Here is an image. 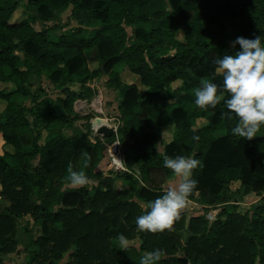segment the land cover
<instances>
[{"label":"trees","instance_id":"1","mask_svg":"<svg viewBox=\"0 0 264 264\" xmlns=\"http://www.w3.org/2000/svg\"><path fill=\"white\" fill-rule=\"evenodd\" d=\"M159 1L0 0V133L11 148L0 154V260L18 251L20 222L31 216L42 232L26 248L27 264H60L67 254L63 264H140L142 254L154 249L166 252L158 264H264V126L251 140L235 136L231 130L238 118L231 113L222 118L228 111L223 101L204 110L194 96L201 79L222 85L215 61L240 51L238 44L232 47L237 37L261 36L264 44V0H166L168 15L156 25ZM70 5L76 16L88 17L81 23L91 29L81 24L57 34L56 25L35 28L37 19L55 21ZM23 6L36 13L15 20ZM170 23L175 27L166 26ZM141 25L150 27L137 29ZM127 27L136 28L131 40ZM90 60L99 67L83 77ZM102 66L121 110L117 135L95 140L90 133L67 135L69 113L82 95L68 86L81 75L83 88L95 95L90 83L103 74ZM123 68L138 82L124 81ZM42 75L67 96L39 100L31 86ZM38 107L48 110L49 118ZM168 127L170 140L164 137ZM27 132L30 143L23 141ZM117 137L125 170L111 171L91 189H62L69 163L89 178L101 177L96 169ZM164 155L200 161L188 200L220 207L216 218L183 211L170 231L138 230L141 205L161 196L173 174L164 167ZM234 182L239 189L232 191ZM242 190L260 201L241 212ZM121 233L129 239L127 252L118 247Z\"/></svg>","mask_w":264,"mask_h":264},{"label":"clouds","instance_id":"2","mask_svg":"<svg viewBox=\"0 0 264 264\" xmlns=\"http://www.w3.org/2000/svg\"><path fill=\"white\" fill-rule=\"evenodd\" d=\"M237 44L240 51L234 56L225 55L215 61V72L222 76V85L201 79L200 86L194 89L195 105L207 110L216 108L223 101L228 111L221 114L222 118L228 116L230 119L229 113L238 118L232 134L251 140L264 126V44L261 36L254 39L237 37L232 41V47ZM223 93H227L228 98ZM192 139L198 142L200 137L194 135ZM163 164L172 171L175 181L161 196L141 205L143 214L135 221L139 231L153 234L170 231L197 187L198 181L193 178V172L200 166V161L195 156L164 155ZM90 182L84 170H74L73 165L68 164L67 183L72 188L85 187ZM117 240L120 250L127 252L129 239L121 233ZM165 257L164 250L154 249L142 254L140 264H158Z\"/></svg>","mask_w":264,"mask_h":264},{"label":"rangeland","instance_id":"3","mask_svg":"<svg viewBox=\"0 0 264 264\" xmlns=\"http://www.w3.org/2000/svg\"><path fill=\"white\" fill-rule=\"evenodd\" d=\"M26 2L27 0H23L22 4L24 5ZM72 8L73 6L70 5L67 10L59 13L58 18L55 21L45 22L37 19V21L34 23L35 28H37L38 30H42L56 25L57 29L55 30V32L57 34H61L64 30L80 26L82 24L81 20L85 21L88 17L84 14H82L80 17L76 16L73 13ZM30 13L35 14L36 10L32 8L31 10L26 11L25 6H23L20 9H18V11L15 13L14 19L22 20L23 18H26L27 15ZM167 15H168V8H167L166 0L159 1L157 5V12L154 14V19H153L155 24L158 25L164 23ZM82 25L83 27H88L85 24ZM170 25L175 27V24L172 23L166 26H170ZM142 27L149 28L150 26L141 25L138 26L137 29H140ZM88 28L91 29L90 27ZM126 29L128 31V36L130 37V40L133 39L136 34V28L127 27ZM177 37L182 41L185 40V35L181 30H178ZM174 51L175 50H172L171 54H173ZM97 67H99V63L97 61L90 60L88 69L83 77H89L90 73ZM125 69L126 68L122 69V77L124 81L128 83L138 82V76ZM88 80H86V82ZM107 80H108L107 74H102L100 78H97L90 83V85L94 87V89L96 90V94L93 96L91 95V93H88V91H86L83 88L84 87L83 85L85 84V80L84 78H82L81 75L77 80H75L73 84L68 86V88L76 92H82L81 93L82 95L74 102L73 111L69 113L71 125L64 129L67 135H76V134L80 135L81 133H90L92 139L95 140L94 138L96 137V131L93 128V124H92L93 119L95 118H100L104 125H110L114 127L116 130L115 134L117 135L118 127L121 123V110L119 109L117 94L112 88L108 87ZM178 85L179 83L173 84L174 87H177ZM31 90L39 94L40 96L39 100L45 98L56 100L59 97L65 98L67 96V92H65L62 86L52 83L45 75H42L40 78H37L33 82V85L31 86ZM99 99H101V103H99ZM25 103L28 106L34 105V102L32 100H27ZM3 106L4 104L2 103L0 108H2ZM37 111L43 118H49L50 116V112L44 108L38 107ZM153 114L156 116L154 112ZM157 115L159 117H164V115L162 116L161 114H157ZM29 118L31 121L34 120V116L32 115H29ZM171 129L170 127H168L165 130L164 137L167 140L171 139L172 133L169 132ZM26 131H32V130L30 128L27 129ZM98 137L103 139L104 136H98ZM31 140H32V133L27 132L23 136V141L25 143H30ZM115 142L118 143V147L120 149L121 156L124 162L123 145L120 143L118 137L113 143ZM111 144H108L107 147ZM7 148L9 149L10 146H8ZM160 149H162V145H160ZM132 169L138 171L137 165L132 164ZM96 171L101 173V177L89 178L91 181L87 185V188L89 189L97 185L98 182L103 177H107L111 173V171L114 172L118 171V169H116L115 165L113 164L112 156L110 155L108 149L106 151L105 158L98 165ZM174 181H175V177L174 174H172L168 182L164 186L165 189L169 185L173 184ZM121 183L122 182L120 181L119 185H122ZM141 185L142 183H138L136 184V186L133 187L134 193H137ZM122 186H124V184ZM62 189L67 191H74L77 188L74 189L68 183H66L64 184ZM230 189L232 191L239 189V182H234L233 184H231ZM237 200H238L237 203L239 204V211L241 212L246 210L247 208L252 207L257 202L260 201L259 196L255 195L254 192L249 190H244V191L242 190ZM2 205L5 207L6 205H8V203L4 201ZM183 211H186L189 215H200L206 212L208 217L211 218V220H213L214 218H216L218 212L220 211V207L203 205L199 202L188 200V204ZM41 232H42V226H40L37 222H35L33 217L26 216L22 218L18 229V239H19L18 251L2 257V259L0 260V264H27L28 252L26 248L31 247L30 241L32 240V238H36L38 235H40ZM133 242L137 246H139L141 243L139 239H136ZM67 259H68V254L66 255L64 261H62L60 264H63L65 261H67Z\"/></svg>","mask_w":264,"mask_h":264},{"label":"built area","instance_id":"4","mask_svg":"<svg viewBox=\"0 0 264 264\" xmlns=\"http://www.w3.org/2000/svg\"><path fill=\"white\" fill-rule=\"evenodd\" d=\"M99 103H101V99H99ZM108 151L110 155L112 156L113 164L115 165L116 169L118 170H125V166L123 163V159L121 156L120 149L118 147V143L115 142L108 146Z\"/></svg>","mask_w":264,"mask_h":264},{"label":"water","instance_id":"5","mask_svg":"<svg viewBox=\"0 0 264 264\" xmlns=\"http://www.w3.org/2000/svg\"><path fill=\"white\" fill-rule=\"evenodd\" d=\"M101 68H102L103 74H106L104 66H102ZM93 128H94V126H93ZM95 131H96V137H98V136L111 137L116 132L114 127L108 126V125H101L97 129H95ZM137 172H138V174L140 173L139 170ZM148 185L152 186L151 183H148Z\"/></svg>","mask_w":264,"mask_h":264},{"label":"crops","instance_id":"6","mask_svg":"<svg viewBox=\"0 0 264 264\" xmlns=\"http://www.w3.org/2000/svg\"><path fill=\"white\" fill-rule=\"evenodd\" d=\"M7 147L8 146H6V143H5L3 135H2V133H0V154H3L4 151L6 149H8ZM0 191H1V185H0Z\"/></svg>","mask_w":264,"mask_h":264},{"label":"bare ground","instance_id":"7","mask_svg":"<svg viewBox=\"0 0 264 264\" xmlns=\"http://www.w3.org/2000/svg\"><path fill=\"white\" fill-rule=\"evenodd\" d=\"M92 124L94 126V129H97L99 126L104 125L100 118L93 119ZM108 126H110V125H108Z\"/></svg>","mask_w":264,"mask_h":264}]
</instances>
